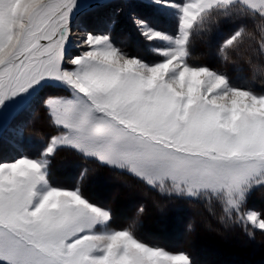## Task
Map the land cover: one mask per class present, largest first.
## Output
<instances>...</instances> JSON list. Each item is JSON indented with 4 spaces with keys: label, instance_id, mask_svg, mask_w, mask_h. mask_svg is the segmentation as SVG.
<instances>
[{
    "label": "snow or ice",
    "instance_id": "obj_1",
    "mask_svg": "<svg viewBox=\"0 0 264 264\" xmlns=\"http://www.w3.org/2000/svg\"><path fill=\"white\" fill-rule=\"evenodd\" d=\"M87 2V0H85ZM174 11L175 36L153 28L134 9L129 18L148 41H168L162 61L129 58L108 34L87 32L81 54L68 52L78 0H0V120L17 98L49 85L63 95L41 101L58 130L43 158L0 162V264H191L107 230L109 210L79 189L49 183L57 146L127 170L144 184L179 196L215 197L232 210L264 185V93L234 86L206 66L186 62L198 19L231 20L219 51L239 52L261 33L264 0H151ZM242 219L264 231V216Z\"/></svg>",
    "mask_w": 264,
    "mask_h": 264
},
{
    "label": "rangeland",
    "instance_id": "obj_2",
    "mask_svg": "<svg viewBox=\"0 0 264 264\" xmlns=\"http://www.w3.org/2000/svg\"><path fill=\"white\" fill-rule=\"evenodd\" d=\"M178 2H189V0H178ZM91 4L94 5L86 8ZM131 9H134L137 15L151 27L165 31L173 36L177 34L178 27L174 11L170 8L156 5L151 0H87V2L78 0V5L73 10L72 15L73 28L68 52L73 55L81 54V47L86 48L87 45L78 47L80 38L86 36L87 32H93L96 34H108L112 44L122 50L129 58H140L149 64L162 61L163 57L160 52L169 47V42L159 39L146 40L129 18ZM219 21L221 20L205 19L201 22L198 19L194 22L193 28L190 30L189 42L186 45L188 53L186 62L190 66H206L210 70L226 76L234 86L241 89H250L258 94L264 93V53L259 50L261 33L252 27H248L249 30L254 31L255 39L246 38V42L239 52L229 49L225 58V55L220 53L219 48L232 29L226 32L220 40L215 39L213 36L218 34L219 28L217 27L219 25L217 22ZM63 91V88L58 85H49L44 90L29 92L27 95L21 96L8 104V107L3 110V119L0 120V162H10L22 156L43 158L42 154L50 143L51 136L54 132L58 134V130L52 124L50 112L46 111L45 107L41 105V101L45 95H63ZM61 147L71 149L65 146H57L54 153ZM53 155L48 157L46 176L49 183L64 189H79L88 201L109 210L111 220L107 223V230H130L135 238L148 246L159 247L170 254L183 253L190 258L189 253L183 248V245H185L197 264H218L222 259L227 258L228 255L231 257L234 255V250L221 245V243L223 245L230 244L229 240L222 238L220 234L211 235L209 232L203 233L200 231L201 226L209 229L208 225L205 226L204 224L205 216H201L203 209L193 206L191 208L194 211L192 217L191 214L183 217L178 216L175 218L174 223H171V231L165 236L175 240V244L180 248L164 247L156 241L145 240V237L150 238L153 236L152 234H145L142 226L149 223L150 227H146L148 230L154 229L156 231L162 228L161 221L165 217L166 210L173 205L177 208L184 206L183 202H178L184 200V198L205 200L207 209L211 214H215L218 220L226 222L230 226H239L241 224L240 226L245 230L250 227L252 230L257 229L251 225V222L241 218L248 211H255L260 215L264 214V210L261 207V203H264V185L253 187L246 198V203L239 211H236L229 209L223 201L212 196H179L157 190L144 183L142 185L144 187L127 183L123 186V183L128 180L119 175L115 181L120 182L126 192L136 195L137 199L133 202L130 195L122 192L117 195L119 189L114 186L116 183L112 181L113 178L101 177L95 169L89 170L86 165L78 164L77 166L75 161H68V158L70 159L68 156H66V161L68 162L64 167L71 165L72 168L67 170V176L56 177L53 175L52 178L50 176V168L52 167ZM86 158L94 159L104 164L98 158ZM56 166L59 167L60 164L58 163ZM76 167L78 168V174L72 177L74 174L73 169ZM110 168L125 172L138 179L127 170ZM91 181L96 183L95 186L99 188L97 195L92 193V197L84 194L82 188V185L85 186L86 183H91ZM119 186L121 187V185ZM143 188H148V190L144 191ZM166 197L175 198V202H168V200L164 199ZM113 210L116 211L118 216L117 222H115V217H113ZM214 225L216 224H213L210 228L214 232L220 233L222 230L219 231ZM222 232V234H225V231ZM192 236L194 241L190 238ZM259 240L257 238V241ZM232 241L234 242L233 239ZM238 241L240 242L241 240L238 238ZM258 260L256 261L258 262ZM260 260L262 261V259ZM190 262L194 264L191 258Z\"/></svg>",
    "mask_w": 264,
    "mask_h": 264
},
{
    "label": "trees",
    "instance_id": "obj_3",
    "mask_svg": "<svg viewBox=\"0 0 264 264\" xmlns=\"http://www.w3.org/2000/svg\"><path fill=\"white\" fill-rule=\"evenodd\" d=\"M221 21L217 22L219 27L218 29V34H215L213 37H215V39H221L226 32L230 31L232 29V21L231 20H224V19H219ZM248 27H252V22L249 21L248 22ZM253 28V27H252ZM216 29V28H215ZM217 35V36H216ZM66 156L70 157V159L68 158L69 162H76L77 166L78 164H83L86 165L89 170H93L95 169L98 173V175L101 177H111L113 178V182L116 183V186L118 190V193H123V194H127L130 195L132 198V201L134 202L137 198L136 195L134 196L132 193L129 194V192H126L124 188H122L124 186V184H134L135 186H139V185H143V182L132 177L130 174H127L125 172L122 171H118L116 169H111L110 167H107L105 164H101L100 162L94 160V159H89L84 157L83 155L79 154L78 152H76L75 150L72 149H68V148H64L61 147L59 148L53 155L52 157V167L50 165V176L52 177L53 175L58 177V176H67V170H70L72 168L71 165L64 167L68 161H66ZM60 164V166H56L57 164ZM62 163V165H61ZM74 164V165H76ZM73 176L78 174V168H74L73 169ZM105 175V176H104ZM121 175L122 178L128 180L127 182L123 183V186L120 182H116L115 179L117 180L118 176ZM125 176V177H124ZM53 178V177H52ZM122 180V179H119ZM113 183V184H115ZM120 183V184H119ZM96 183L92 182L91 183H86L85 186L86 189H84V185H82L83 188V192L86 195H90L96 194L99 191V188H97V186H95ZM118 185V186H117ZM121 185V187L119 186ZM144 187V186H142ZM144 191H147L148 188H143ZM92 197V196H91ZM139 198V197H138ZM140 199V198H139ZM165 200H168V202H175V198H171V197H166L164 198ZM144 200V199H142ZM259 201V200H258ZM167 202V201H166ZM179 203L183 202L184 206H181L179 208L173 206H169V208L166 210L167 212L165 213V217L162 219L161 223H162V228L157 229L156 231L154 229L152 230H148V228L146 227H150L149 223H146V225H143L142 229H144V233L146 234H152L153 237H145L144 239L147 241H156L158 243H160L161 245H163L164 247H178L175 244V240H173L172 238H166V234L170 233L171 231V223H174V220L176 217H183L187 214H191L192 217V213L194 212L191 208H193V206L199 207L202 210L203 214H201V216H205L206 220L205 221V226L208 225L209 229H205L204 226H201L200 231L203 233H210L211 235H221L222 238H226L227 240H229L230 244L228 245H223V243H221V245L227 246L230 248V250H234V255L231 257L230 255H228L227 258L222 259V261H220L218 264H227V263H232V264H264V231L259 230V229H254L252 230L251 227L247 228V230L243 229L240 225L239 226H230L227 225L226 222H221V220H218L215 216V214H211L210 211L207 209L206 207V202L205 200H201L199 198H184V200H180L178 201ZM177 203V201H176ZM260 205V202H259ZM262 205V206H261ZM261 207L264 210V203H261ZM208 210V211H207ZM113 217H115L114 219H118V216L116 214V211L113 210ZM116 214V215H115ZM264 216V214H262ZM117 216V217H116ZM114 220V221H115ZM117 222V220L115 221ZM210 223V224H209ZM148 224V226H147ZM168 224V225H166ZM214 227H216L219 231H225V234H222L223 232L221 231L220 233H216L214 232L210 227L213 225ZM123 226V225H121ZM147 229V230H146ZM193 240V236L190 237ZM238 238L241 240L240 242L238 241ZM257 238L260 239L259 241H257ZM232 239L234 240V242L232 241ZM196 241V240H195ZM175 244V246H173ZM198 244V243H197ZM232 244V245H231ZM184 246V247H183ZM182 247L189 253L191 260L194 262V264H197L195 262L194 257L192 256L191 252L186 248L185 245H183ZM196 246V244H195ZM225 253V252H224ZM235 256V257H234ZM234 258V259H232ZM259 259V260H258ZM262 259V261L260 260ZM258 260V262L256 261ZM216 263V262H214ZM209 264H213V263H209Z\"/></svg>",
    "mask_w": 264,
    "mask_h": 264
},
{
    "label": "water",
    "instance_id": "obj_4",
    "mask_svg": "<svg viewBox=\"0 0 264 264\" xmlns=\"http://www.w3.org/2000/svg\"><path fill=\"white\" fill-rule=\"evenodd\" d=\"M92 5H94V4H91V5L87 6L86 8H90V6H92Z\"/></svg>",
    "mask_w": 264,
    "mask_h": 264
},
{
    "label": "bare ground",
    "instance_id": "obj_5",
    "mask_svg": "<svg viewBox=\"0 0 264 264\" xmlns=\"http://www.w3.org/2000/svg\"><path fill=\"white\" fill-rule=\"evenodd\" d=\"M73 15V14H72ZM123 19V18H122ZM126 24V23H125ZM113 184V183H112ZM109 185V184H108ZM105 193V192H104ZM110 193V192H109ZM126 194V193H125Z\"/></svg>",
    "mask_w": 264,
    "mask_h": 264
}]
</instances>
